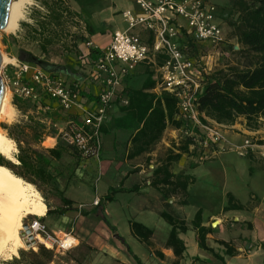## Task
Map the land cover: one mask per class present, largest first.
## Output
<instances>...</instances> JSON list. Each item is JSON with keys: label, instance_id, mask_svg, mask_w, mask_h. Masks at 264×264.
Segmentation results:
<instances>
[{"label": "crops", "instance_id": "0c3cea01", "mask_svg": "<svg viewBox=\"0 0 264 264\" xmlns=\"http://www.w3.org/2000/svg\"><path fill=\"white\" fill-rule=\"evenodd\" d=\"M207 1L216 5L212 0ZM31 2L33 6L28 18L21 21L14 33L2 40L5 55L11 63L15 60L26 63L29 60L27 64L42 70L41 66L32 61L49 64V69L44 71L63 79L71 88L78 86L84 99V108H93L96 106L100 86L90 78L91 62L96 59L99 50L109 45L115 31L126 30L127 25L121 14L124 11L139 14L137 6L132 0H63L61 2L73 14L72 17H77L86 24L93 47L91 50L85 49L67 21L68 37L58 45L45 47L43 53L41 39L46 34L39 35L38 21L47 20L48 10L37 0ZM216 8V22L224 37L222 47L227 48L229 30L225 13H222L221 8ZM47 30L53 28L47 27ZM135 33L142 43L149 46L152 44L149 33ZM71 37L76 38V52L63 51L61 44H72ZM233 38L236 40L234 36ZM232 47L234 50L238 48ZM59 48V55L51 58L50 63L43 60ZM163 62L164 57L157 55L154 60L137 65L128 76L123 86L128 105L123 106L118 99L108 109L107 119L100 129L101 150L98 159H82L77 150L69 148L62 153L60 160H52V166L60 173L57 188L72 205L63 206L56 192L47 186H41L40 195L47 199L46 202L43 201L46 211L41 221L53 232L71 234L77 246L66 258L53 256L46 264H175V261L177 264H264L263 241L251 235L254 231L253 223L239 216L247 213L258 215L264 210V199L261 200L254 193H250V201L244 204L232 195L244 207L242 211L223 212L227 205L226 194V205L220 216L205 217L202 208L195 212L201 211V226L211 229L206 235L205 245L212 253L198 246L197 232L191 225L195 214L190 219L178 213L189 205V191L196 183L194 172L220 154L209 161L198 163L188 142L178 139L181 122L175 118V107L165 102L166 97H173L160 88L158 68ZM224 67L222 65L219 69ZM7 70L9 73L14 71L11 66ZM13 98L15 97L11 95L13 120L4 125L3 130L14 139L11 140L15 147L14 158L20 152L22 157L29 156L35 162L33 153L49 158V150L61 152L63 147L57 145V137L48 134L49 129L55 127L59 135L71 122L68 119H76L78 124L81 123V111L77 108L59 114L53 102L50 110L37 105L35 109L19 111L12 105ZM58 114L67 121H54L52 117H57ZM203 118L207 123L221 127L232 146H242L245 140H250L254 146L253 152L239 158L248 161L250 177L257 171L264 175V158L257 151L258 147L264 148V122L258 129L251 130L245 126L243 118H238L231 125H219L204 116ZM175 121L180 123L177 128L173 124ZM105 135L109 138L108 144L102 141ZM184 145H187V150L180 153L177 147ZM179 154L177 161L172 159ZM177 180L186 183L184 191L180 187L175 188ZM111 190L116 193L107 202L105 198ZM140 199L142 202L137 206H131L132 202ZM96 200L101 202L97 206L93 204ZM162 214L185 223L186 231H177V238L184 247L179 259L175 257L173 249L166 246L172 227L163 219ZM52 216L56 217L55 222L58 224L47 222ZM82 216H87L92 224L78 225ZM133 223L151 232L146 241L133 232ZM236 227L238 234L232 236L230 231ZM244 230L250 235L244 234ZM142 233L144 234V230ZM221 242L228 244L235 251V256H226ZM70 243L72 238H68L66 245ZM14 258L20 259L19 256Z\"/></svg>", "mask_w": 264, "mask_h": 264}, {"label": "built area", "instance_id": "2783aa9c", "mask_svg": "<svg viewBox=\"0 0 264 264\" xmlns=\"http://www.w3.org/2000/svg\"><path fill=\"white\" fill-rule=\"evenodd\" d=\"M132 1L139 14L124 11L121 16L126 30L115 31L109 45L99 50L91 62L90 78L100 86L96 106L84 108L78 86L71 88L63 79L17 60L1 66L0 76L5 89L23 101L36 102L39 93H43L56 101L63 111L80 110L81 123H68L59 136L83 157L98 159L101 150L99 129L107 119L108 109L118 99L123 106L128 105L123 94L126 79L137 65L161 55L164 62L158 68L160 88L175 99V118L181 122L178 139L188 142L197 162L204 163L224 152H234L239 157L253 152V143L248 139L242 146L230 145L221 127L204 122L196 108L195 100L202 92L205 77L213 72L206 63L205 48L215 50L219 56L224 44L222 29L216 22L215 5L207 0ZM68 24L85 49L91 50L93 44L89 41L86 24L77 17L70 18ZM137 31L149 33L152 44L142 43ZM187 38L201 48L197 59H190L186 54ZM9 66L14 69L12 73L7 70ZM257 151L264 158V148L258 147ZM93 204L97 206L98 200ZM27 226L33 240L37 237L42 240H34L35 246L40 245L54 254L64 255L77 246L71 234L53 232L39 218H33ZM68 238H72V243L66 245Z\"/></svg>", "mask_w": 264, "mask_h": 264}, {"label": "trees", "instance_id": "16d2710c", "mask_svg": "<svg viewBox=\"0 0 264 264\" xmlns=\"http://www.w3.org/2000/svg\"><path fill=\"white\" fill-rule=\"evenodd\" d=\"M36 1V0H35ZM48 10V18L46 21H38L39 35H45L41 39V51L44 53L45 47L58 45L61 40L68 37L66 33V23L72 17V13L64 7L60 0H37ZM233 1V11L230 14L229 26L233 29V36L236 38L238 49L234 50L229 47V52L234 58V63L225 66L208 74L205 77L202 92L195 100L197 111L205 118L214 121L219 125L234 124L238 118L245 120V126L248 129L256 130L260 124L264 122V0H231ZM47 27H52L53 30H47ZM71 41H76L75 37L70 38ZM186 54L190 59H197L200 55L201 48L196 45L192 40L186 39ZM61 48L63 51L76 52L75 43H62ZM46 67L49 64L42 62ZM54 108L59 112H63L58 103L47 95L39 93L36 102L22 101L18 98H13L12 105L19 111H26L29 108ZM165 102L170 103L175 107V114L177 113L176 101L173 98H165ZM48 112V111H47ZM52 117L54 121L67 120L65 117L59 115ZM69 118H71L69 116ZM171 119V117H169ZM72 123L78 125L76 119H68ZM204 122H206L203 119ZM174 127L180 126L179 122L173 123ZM101 129V128H100ZM99 129V134H100ZM50 136L57 137V145H61L63 150L57 152L54 150L48 151V157L43 155H36L34 162L29 156L22 157L20 152L15 156L17 163H11L2 156H0V166L6 167L12 174L19 177L24 182L31 184L37 191L42 194L41 186H47L51 191L56 192L60 198L63 206H71L72 202L63 197V194L58 190V178L60 173L52 166V160H60L62 153L69 148L77 150L73 146L67 145L59 135L57 129L51 127L49 129ZM7 137L14 140L10 134ZM180 153L186 152L187 145L177 147ZM78 151V150H77ZM80 158L90 159L83 157L78 151ZM179 155H175L172 159L177 161ZM186 183H181L179 180L175 183V188L180 187L182 191L185 190ZM116 191L111 190L105 201L110 202L112 195ZM101 202H98L100 204ZM244 207L237 203L231 194H227V205L223 212L228 211H242ZM49 214V211L48 213ZM163 219L172 227L167 247L172 248L175 257L179 259L183 252L184 247L182 242L177 238V231L185 232V223L178 218H173L169 215L162 214ZM201 211L195 214L191 222L193 229L197 232V243L200 249L212 253L211 249L205 245L206 235L211 231L210 228L201 226ZM133 232L139 234L146 241L151 235V232L144 229L141 225L133 223L131 225ZM144 230V234L142 231ZM225 248V255L229 257L235 256V251L231 249L228 244L220 243ZM39 250V254H40ZM22 255L23 253H19ZM38 253H33L37 259ZM216 258V255H214ZM49 262L50 259H47ZM35 264H37L35 262ZM177 264V261H175Z\"/></svg>", "mask_w": 264, "mask_h": 264}, {"label": "rangeland", "instance_id": "374dc122", "mask_svg": "<svg viewBox=\"0 0 264 264\" xmlns=\"http://www.w3.org/2000/svg\"><path fill=\"white\" fill-rule=\"evenodd\" d=\"M102 1V0H99ZM212 3H215V7L221 8L222 13H225V22L227 24V29L229 33L227 34L226 40L229 41L226 47H221V54L218 56L215 54V50L206 47L205 53L207 56V61L209 68L212 71L218 70L222 65L227 66L234 63V58L231 56L228 47L236 46L237 42L233 38V29L229 26L230 14L233 11V1L231 0H212ZM219 3V4H218ZM214 5V4H213ZM219 5V6H218ZM32 8V2L25 5L23 11V20L28 18ZM25 12V13H24ZM19 22V24L21 23ZM10 33H6L0 31V53L3 54L6 58V63H9L8 57L5 55V51L2 48V40ZM60 48L53 51L52 54L47 55L43 60L50 63V59L57 57L59 55ZM56 61V60H55ZM42 68V67H41ZM8 102L11 104V94L8 92ZM13 111L6 110L5 113L0 118V132L4 134L6 137V133L3 130L4 125L11 123L13 120ZM104 144H108L109 138L108 136H103ZM14 157V153H13ZM12 163V162H11ZM248 161L244 158H239L234 152H224L217 156L212 162L205 164L200 169L194 172V176L196 178V183L194 186L190 188L189 191V199H188V207L184 208L179 214L184 217L193 218L195 212L202 208L204 212V216H214L218 217L221 215L223 207L226 205V194L233 195L239 202L247 203L250 201V193H254L261 200L264 199V175L259 173L258 171L254 173L252 177L249 176ZM42 190V188L40 187ZM37 190V189H36ZM42 197V196H41ZM43 201L46 202V197L43 196ZM122 202V201H121ZM142 202L135 201L131 203L132 207L138 205V203ZM264 206V201H263ZM240 217H245L249 222L253 223L254 231L251 234L253 237L258 238L264 243V210L260 212L258 215H254L251 213L247 214H239ZM33 218L36 217H27L25 219L20 220V226L27 225ZM55 216L50 217L47 222H55ZM87 224L88 226L92 224V221L89 220L87 216H82L78 222V225ZM55 224H58L55 222ZM238 228L236 227L234 230L230 231V234L236 235L238 234ZM244 234L250 235L247 230H244ZM36 251L31 248H27L26 246L23 248H19L18 256L19 260H15L13 257L8 261H0L1 264H20L25 262V264H46L48 263L47 259H52L53 256L58 258H66L68 253H65L63 256L59 254H54L53 251H47L44 247L38 245L35 246ZM39 250L41 251L39 254ZM19 253H23L20 255ZM33 253H38L37 259L33 256ZM71 253V252H70ZM71 259V258H70ZM73 260V259H71ZM72 264H76L75 262Z\"/></svg>", "mask_w": 264, "mask_h": 264}, {"label": "bare ground", "instance_id": "6f19581e", "mask_svg": "<svg viewBox=\"0 0 264 264\" xmlns=\"http://www.w3.org/2000/svg\"><path fill=\"white\" fill-rule=\"evenodd\" d=\"M30 1L11 0L7 24L3 32L14 33L18 29L19 22L24 17V7ZM1 57L2 66L6 63V58L3 54ZM8 109L14 108L9 105L8 91L5 89L0 105V118ZM14 152V143L0 132V156L7 161L17 163L13 157ZM45 211L46 206L40 193L31 184L12 174L6 167L0 166V261L11 260L18 256L19 248L27 247L25 240L21 237L23 225L20 226V220L27 217L41 219ZM34 240L42 242L39 237ZM31 249L36 251L34 245Z\"/></svg>", "mask_w": 264, "mask_h": 264}, {"label": "water", "instance_id": "95a60500", "mask_svg": "<svg viewBox=\"0 0 264 264\" xmlns=\"http://www.w3.org/2000/svg\"><path fill=\"white\" fill-rule=\"evenodd\" d=\"M10 4H11V0H0V31H2L7 24ZM237 49L238 48H236V50ZM28 62H30V61L29 60L26 61V63H28ZM32 62L41 66L44 70L49 69V67H46L37 61H32ZM1 64H2V57H1V53H0V69H1ZM4 90H5L4 83H3V80L0 76V105H1L2 98H3ZM215 225H216V223L213 224V226H215ZM21 237L25 240V244L27 245L28 248H31L32 245L35 246L36 243L33 240V238L30 236V232L28 230L27 225L22 226Z\"/></svg>", "mask_w": 264, "mask_h": 264}]
</instances>
